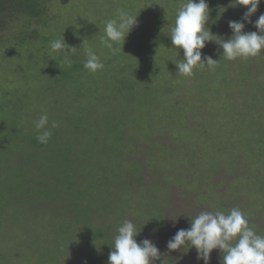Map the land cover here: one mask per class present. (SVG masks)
Returning a JSON list of instances; mask_svg holds the SVG:
<instances>
[{
	"label": "rangeland",
	"instance_id": "374dc122",
	"mask_svg": "<svg viewBox=\"0 0 264 264\" xmlns=\"http://www.w3.org/2000/svg\"><path fill=\"white\" fill-rule=\"evenodd\" d=\"M184 2L186 0L53 1L51 8L57 15L55 17L57 26L46 29L45 32L57 34V29L64 24L67 31H64L60 38L54 36V39L65 38L67 44L77 47L76 52L69 55V58L76 59L80 52H82L80 56H85L83 49L79 47L83 39H87L88 46L100 56L104 64L102 70L106 71L103 79L91 78L92 73L84 72L81 78L76 77L73 85H77L78 82L84 86H96L99 82L107 83L109 90L105 92L104 98L107 100L115 98L112 100L114 103L112 108L115 109L116 115H120L125 108L134 117L142 115L148 119L147 126L144 124L142 128L132 123L127 125L123 138L128 144L123 152L120 144L114 145L115 141L106 133L103 136L91 135L93 141L89 139L91 143H97L94 147H101L113 153L108 159L115 164L113 176L119 174V179L112 180L107 188L102 187L97 190L92 194L93 200L88 203H86L87 198L80 201L83 202L80 206L83 211L73 208L80 217L69 216L70 223L72 221V226L74 225V231L70 230L72 236L70 243L74 247L70 257L72 256L71 260L77 261L78 264L80 260L86 258L89 251L97 255L96 261H100L98 264H108V256L112 250L109 244L113 241L116 229L125 219H133L138 227L142 228L137 237L138 242L145 238L152 239L160 251L166 253L163 257L165 264H203V261H197L195 249L167 253L168 240L178 229L190 227V218L184 215L195 216L205 210L227 212L237 207L245 214L249 226L258 234L264 235V133H261L257 129L258 126L245 116L264 118V98L254 102L252 108L249 107L248 101L251 95L246 93L248 81H245L254 80L256 87H262L264 69L261 66L256 68L260 71V74L257 73L259 76L257 80L245 79L243 76H253V73L246 75L248 73L240 71V66L246 65L247 59L238 58L228 62V66H222L217 58L219 62L214 71L207 67L198 68L189 78L178 77L176 75L178 69L173 61L183 59V54H179L178 50L172 52L173 56L166 53L172 50L169 34L176 11ZM226 2L224 12H234L235 8L228 7L230 0ZM207 3L211 13L214 14L213 5L209 4L210 0H207ZM118 8L138 15L139 25L127 36L124 45L123 43L119 45L120 51L124 54L129 53L132 64L144 69L145 74H155L154 80L150 81L146 74V77L135 85V96L140 93L142 96L141 98L136 96L133 100L126 97L128 87L116 97L110 94V88L119 86L117 85L119 74L115 68L109 67L106 63L111 53L99 44V37L103 34V16L114 18ZM162 14L167 15L166 18ZM243 14L236 19L240 20ZM17 26L23 24L20 22ZM77 27L80 28L70 40L68 32ZM91 29L95 32L89 34ZM227 33L229 36L224 37L225 39L232 34L231 30ZM131 36L139 38L137 41L139 43L132 40ZM76 39L79 45L73 43ZM19 47V44L0 45V125L16 129L19 124L23 126L22 123H26L33 125V131L37 133L34 129V121L38 120L41 114L47 113L49 127L51 122L55 121L59 125L56 128L62 133V128L66 126L65 131L68 135L65 140L70 141L75 132L69 130L68 125L69 122L77 120L79 114L67 101L74 104L77 100L76 86L73 88L74 91H67V88L46 91L48 79L42 76V71L45 65H52L48 63L50 59L56 63L58 57H50L45 50L47 48L40 46L37 50L29 52L22 63L15 62L13 54ZM210 47L211 45L207 43L202 50L203 57L210 56ZM26 48L27 45L23 49L24 52ZM12 60L27 75L20 80L22 88L19 87L20 90L12 97H7L6 94L15 92L13 88L19 78V75L16 77L17 73L13 72L15 65ZM157 73H160L161 77L157 76ZM13 74L15 75L12 76ZM132 79L139 80L140 77L134 75ZM205 82L206 87H204ZM158 87L160 91L157 90ZM254 88L253 86L251 91ZM157 95L162 98L160 104L152 103ZM107 100L102 104L99 101L85 99L83 104L90 105L91 108L84 114L96 115L97 120L102 123L103 120L100 118L107 113H103L106 110ZM20 101H22L20 104H23L22 108L17 105ZM142 101L148 102L149 105H145ZM108 121L106 120V125ZM21 126L17 135L21 133ZM99 130L104 128L97 131ZM248 135L253 140H261L263 144L257 146L252 141L248 143ZM11 144L12 152L8 158L15 161L22 160L26 169L33 170V162L23 148V144L18 140ZM115 146L119 154L114 151ZM260 146L263 147L261 152ZM127 168L128 175L125 178ZM136 168L139 170L136 171ZM137 172H140L141 176ZM248 205L253 209L252 213L246 210ZM21 211L23 217L21 216L20 219L24 221L23 223L16 224L14 223L16 220H11L12 218L0 223V247L5 241L11 242L7 250L12 256L9 264H31L18 257L19 244L29 237L27 232H22L23 225L26 222L37 224L50 221V210L47 213L41 212V215L36 214L31 219L27 218L29 216L26 215V208ZM4 212L7 213V210L0 213V218L1 215L5 216ZM13 213L14 211L9 209V215ZM90 222L96 226L92 227L93 232L96 228L100 230L108 228L109 236L100 238L92 235L91 237ZM161 225H166L165 231L160 230ZM9 228L11 229L8 230ZM154 229H158L155 234ZM47 234L48 231H45L44 235ZM10 247H13V250ZM29 249L31 247H26L25 252ZM12 251H15L16 255ZM101 251L106 253L101 254ZM41 254L44 256V251ZM221 257L222 253L214 250L210 264H221ZM66 264H74V262L69 260Z\"/></svg>",
	"mask_w": 264,
	"mask_h": 264
},
{
	"label": "trees",
	"instance_id": "16d2710c",
	"mask_svg": "<svg viewBox=\"0 0 264 264\" xmlns=\"http://www.w3.org/2000/svg\"><path fill=\"white\" fill-rule=\"evenodd\" d=\"M53 1L54 0H0V45L19 44V49L13 54L15 56L13 59L15 62L22 63L29 52L35 49L37 50L40 46L47 48L45 50L48 53L49 41L55 40L54 36L60 38V36L64 34V31H67L63 24L57 29V34L54 32L50 34L45 32L46 29L57 26L55 19L57 15L53 13V9L51 8ZM226 3V0H210L209 3L213 5L212 11L214 14H210L209 21H211V23L208 22V27L213 33L220 35L222 38L229 36L227 33L230 30L228 21L237 20L236 18L245 12V8L240 6L235 8L234 12L227 11L221 14L220 9L226 8ZM159 11L161 12V10ZM230 13L233 14L231 15ZM256 14L257 16L252 18L253 21H255L259 15L264 14V2L260 4L258 13ZM162 16L166 18L167 15L162 14ZM103 17L102 22L109 20V17ZM20 22L23 26H17ZM79 28L80 27H77L75 30L68 32L70 40L73 39L76 35L75 32H77ZM245 31H257V29H255L252 24H247ZM93 32L95 31L91 29L89 34ZM131 38L136 43H139L137 42L139 38L133 36H131ZM73 43L79 45L78 39ZM26 45V52H24L23 49ZM208 45H211L210 57L214 60L218 58L222 66H228V62L230 61L221 57L223 52L222 48L214 42L208 43ZM174 51H177V49L172 48L171 52L166 53V55L173 56L174 53L172 54V52ZM78 54L82 55V52ZM180 54H183V51L181 52L180 50ZM80 55L76 56V59L73 60L69 58V56L65 58V53L63 52L61 54L54 53L53 56L58 57V61L53 63L50 59L48 63L52 65H45V69L42 71V76L48 79V84L45 86V90L48 92L55 91L56 89L64 90V88H67V91H72L76 86L75 89L78 93L77 100L74 101V104L67 101L68 104L75 107L79 114L77 120L69 122L68 125L70 127L69 130L75 132L72 136L73 139L70 141L65 140L68 135L67 131H65L66 126L62 128V133L59 132V129L53 128L52 136L45 145L40 144L36 139L37 133L33 131V125L22 123L23 126L19 124L16 129L0 125V213L7 210V213L4 212L5 216L1 215L0 223L3 221L6 222V220L11 218V220H16L14 222L16 224L20 222L23 223L24 221H22L20 217H23V211L21 210L25 208L26 215L29 216L27 218L30 219L32 216L34 218L36 214L41 215V212L47 213L48 210L51 211L49 216L50 221L37 224H29L26 222L22 227L26 230L21 228L22 232H27L29 237L24 239V241H22L23 243L21 242L19 244L20 256L18 257L22 261L31 264H66L69 260L74 262V264H78L77 261L71 260L72 256L70 257L74 249L70 243L72 237L70 230L74 231V225L72 226V221L70 223L69 216L75 215L80 217L79 214L73 211V208L83 211L80 209L83 202L80 201H83V199L86 200L87 198L86 203H88L93 200L92 194L97 192V190H100L102 187L107 188L112 180L119 179V174L113 176L115 173V171H113L115 164L111 163L108 159L113 153H109L107 149L104 150L101 147H94L97 143L90 142V140L93 141L91 135L103 136L106 133L107 136L113 138V141L116 143L114 145L120 144L121 151L123 152V149H125L128 144L123 138L127 125L132 123L141 126V128L144 124L147 126L146 122L148 119L146 116L141 115L139 117H134L131 112H128V109L124 108L120 115H116L115 109L112 108L114 105L112 100L115 98H110L111 100L104 98L105 92L109 90V84L99 82L96 86H84L78 82L77 85H73V81L76 80V77L77 79L81 78L85 74L84 72H88L83 67L85 56L83 57ZM107 58L108 60L106 63L109 64V67L115 68L119 74V83L117 84L119 86L114 85V88H110V94L116 97L117 94L122 93L124 88L128 87L129 91L126 97H128L129 100H133L136 96L141 98V93L135 96L134 89L136 87L135 85L142 81L143 77H146L147 73L145 74V70L135 67L130 60L129 53L124 54L123 51H120L117 55L110 54ZM13 60L12 63L15 65L13 72L17 73L16 77L19 75V78L15 88H13L15 92L6 94L7 97H12L13 94L15 95L16 92L20 90L19 87L22 88L20 80L27 75L22 69H19ZM258 62L261 63L259 64ZM235 64L237 65L236 62ZM1 66L5 68V66ZM260 66L264 69V52L257 57L248 58L246 65L240 66V71L248 73L246 75L253 73V76H243V78H253L257 80L259 77L257 73L260 74V71H258V69L256 70V68ZM105 73V69L101 72L98 71L93 74L91 78L103 79ZM14 75L15 74L12 76ZM134 75H139L140 79L133 80L132 77ZM157 76L161 77L160 73H157ZM234 76L236 77V75ZM147 77L151 81V79L155 77V74L148 73ZM245 81H248L246 93H250L251 95L248 106L252 108L254 102L264 98V88H262L264 87V81L262 84L260 83L262 87H256V84L253 83L254 80ZM253 86L255 88L251 91ZM204 87H206V82L204 83ZM157 90L160 91L161 89L158 87ZM161 97H163L162 94ZM85 99L94 102L99 101L102 102V104L107 100L105 103L106 110L103 112L107 113H105L104 117L100 118V120H103L102 123L97 120L96 115H91L90 113L84 114L91 108L90 105L83 104ZM161 99L160 95H157L152 103L160 104L162 103ZM142 102L147 106L149 105L146 101ZM20 103H22V101L17 103V105L22 108L23 104ZM250 110L253 111V109ZM245 116L258 126L257 129L261 133H264L263 117L248 118L247 115ZM106 120H109L107 125ZM20 126L22 130L21 133L17 135ZM101 126L104 130L97 131L102 128ZM96 131L98 132L97 134ZM247 138L249 139L248 143L252 141V143L257 144V146L263 144L261 140H253L249 135ZM17 140L23 144V148L33 162V170L32 168L26 169L22 160L16 159L15 161L8 158L12 152L11 142ZM262 149L263 147L260 146L259 151L261 152ZM114 151L119 154L117 146H115ZM127 170L128 168L126 169V173L124 172L125 178L128 175ZM138 170L139 168H136V171ZM213 171L214 170H212V172ZM140 172H137L139 176H141ZM125 182L127 181L125 180ZM77 202L80 203L76 204ZM63 203L66 205H63ZM249 206L250 205H248L246 210L252 213L253 209ZM9 209L14 211L12 215H9ZM14 209H17L16 211L18 212ZM123 214H125V212H123ZM90 223L92 233H89V235L91 237L92 235L100 238H107L109 236L107 233L108 228H104L103 230L96 228L95 232H93V228L96 226L93 222ZM162 223L164 224V220H162ZM80 228L81 226H79V229ZM10 229L11 228L8 230ZM160 230L165 231L166 225H161ZM45 231H48L46 236L44 235ZM8 241L11 243L10 240ZM9 243L5 241V243H2L3 246L0 247V264L10 263L9 259L12 258V256L11 253L7 251L11 245ZM26 247H31L29 251H26L27 253L25 252ZM10 249L13 250V247H10ZM42 251H44V256L41 254ZM13 252L15 251H12V253ZM100 253L105 254L106 252L101 251ZM14 254L16 255V252ZM96 257L97 255L89 251L86 258L80 260L79 264H98L100 261H96Z\"/></svg>",
	"mask_w": 264,
	"mask_h": 264
},
{
	"label": "clouds",
	"instance_id": "9594fccd",
	"mask_svg": "<svg viewBox=\"0 0 264 264\" xmlns=\"http://www.w3.org/2000/svg\"><path fill=\"white\" fill-rule=\"evenodd\" d=\"M262 2L264 0H230L228 7L243 6L246 10L240 20L228 21L232 35L227 39L213 33L208 27L211 10L207 0H186L182 3L176 11L169 34L172 48L177 49L179 54L183 50V59L173 61L178 69L176 75L189 78L198 68L215 70L219 61L210 56L203 57L202 54L207 43L218 44L223 50L221 57L227 61L253 58L264 52V14L259 15L255 21L252 19ZM224 11L226 8L220 9L221 14ZM137 17L138 15L118 8L114 18L103 24V34L99 37L100 46L112 55H117L120 52L119 45H124L127 36L139 26ZM246 23L252 24L257 31H245ZM79 48L85 54V70L95 74L104 68L100 56L88 46L87 39H83ZM76 50L77 47L67 44L65 38L49 41L50 57L54 53L63 52L67 58ZM58 126L57 122L52 121L49 127L47 113L41 114L34 121L36 139L40 144L46 145L52 136V129ZM184 216L190 218V227L178 229L168 240V254L195 249L197 261L210 264L213 251L219 250L222 253L221 264H264V235L258 234L249 226L245 214L239 208L233 207L227 212L205 210L195 216ZM141 231L142 228L133 219H125L109 244L112 250L108 256V264H165L163 257L166 253H162L152 239L137 241ZM157 231L158 229H154L153 233Z\"/></svg>",
	"mask_w": 264,
	"mask_h": 264
}]
</instances>
